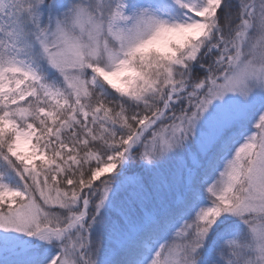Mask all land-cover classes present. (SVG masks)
<instances>
[{
	"label": "snow or ice",
	"instance_id": "obj_1",
	"mask_svg": "<svg viewBox=\"0 0 264 264\" xmlns=\"http://www.w3.org/2000/svg\"><path fill=\"white\" fill-rule=\"evenodd\" d=\"M0 264H264V0H0Z\"/></svg>",
	"mask_w": 264,
	"mask_h": 264
}]
</instances>
